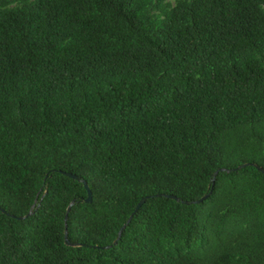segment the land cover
Listing matches in <instances>:
<instances>
[{
	"label": "trees",
	"instance_id": "16d2710c",
	"mask_svg": "<svg viewBox=\"0 0 264 264\" xmlns=\"http://www.w3.org/2000/svg\"><path fill=\"white\" fill-rule=\"evenodd\" d=\"M153 1L0 0V264H264V0Z\"/></svg>",
	"mask_w": 264,
	"mask_h": 264
},
{
	"label": "rangeland",
	"instance_id": "374dc122",
	"mask_svg": "<svg viewBox=\"0 0 264 264\" xmlns=\"http://www.w3.org/2000/svg\"><path fill=\"white\" fill-rule=\"evenodd\" d=\"M31 1V0H30ZM191 0H154L145 8V13L148 17L151 18H163L165 17V10L176 6L181 2H187ZM25 4V1H15L9 6L16 7L22 6Z\"/></svg>",
	"mask_w": 264,
	"mask_h": 264
},
{
	"label": "water",
	"instance_id": "95a60500",
	"mask_svg": "<svg viewBox=\"0 0 264 264\" xmlns=\"http://www.w3.org/2000/svg\"><path fill=\"white\" fill-rule=\"evenodd\" d=\"M69 175H71L72 177H74V178H78V176L77 175H75V174H72V173H68ZM84 183H85V186H86V188L88 189V194H89V196H88V198H87V201L88 202H92V200H93V194H92V190L90 189V187H89V185L86 183V181H84ZM207 196H205L204 198H206ZM203 198V199H204ZM203 199H201V200H198L197 202H199V201H202ZM147 200V198L145 197V198H143L140 202H139V204H138V206H137V208H136V210H135V212H137L139 209H140V207L144 204V202ZM133 216H131V218H132ZM130 218V219H131ZM125 228V226L122 228V231H123V229ZM122 231H121V233H122ZM69 242V241H68Z\"/></svg>",
	"mask_w": 264,
	"mask_h": 264
}]
</instances>
